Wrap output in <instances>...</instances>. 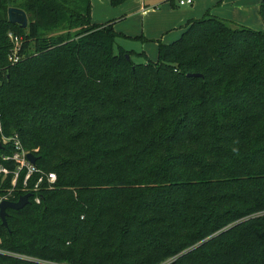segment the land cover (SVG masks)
Wrapping results in <instances>:
<instances>
[{"label":"trees","instance_id":"16d2710c","mask_svg":"<svg viewBox=\"0 0 264 264\" xmlns=\"http://www.w3.org/2000/svg\"><path fill=\"white\" fill-rule=\"evenodd\" d=\"M121 37L91 0H0L2 135L56 176H0V200L30 194L0 264H264V31L206 13L139 63Z\"/></svg>","mask_w":264,"mask_h":264},{"label":"rangeland","instance_id":"374dc122","mask_svg":"<svg viewBox=\"0 0 264 264\" xmlns=\"http://www.w3.org/2000/svg\"><path fill=\"white\" fill-rule=\"evenodd\" d=\"M140 1L126 0L121 5L112 6L110 0H91L92 22H112L114 29L124 35L116 40L117 44L135 54H145V57L133 56L136 63L145 59L156 60L159 42L171 44L176 41L186 21L201 18L206 13L254 31H264L258 12L262 0H193L192 6L185 7H178V0H145L152 7L146 9V16L140 14Z\"/></svg>","mask_w":264,"mask_h":264},{"label":"built area","instance_id":"2783aa9c","mask_svg":"<svg viewBox=\"0 0 264 264\" xmlns=\"http://www.w3.org/2000/svg\"><path fill=\"white\" fill-rule=\"evenodd\" d=\"M192 4H193V0H178L177 2V5L179 7L191 6ZM142 11L143 13L145 12L144 9H142ZM7 37L10 43L12 44V48L8 55V60L12 64H15L19 61V58H20L18 55L20 39L17 36L12 35L11 33H9ZM0 140H1L2 145L9 143L12 145L14 149L12 155L10 157H3V160L13 161L16 164L15 169L13 171H10L7 168H4L3 166L0 165V176L2 177V179H4L8 175H12V178H11V188L12 189L10 190V192H12V190L16 187L19 176L21 175L23 171H25L24 178L22 181V187L24 189L27 187L28 182L32 179L34 175H38V178L36 179L34 186H33L34 188L33 190L35 191V193L38 191L39 186L43 182H46L48 186H51L54 184V182L56 181L55 174L45 173L39 170L38 168H36L35 164H31L26 158L27 154L29 153L25 152L22 149L17 136L6 138L2 135L1 117H0ZM3 200L7 201V199L4 198V199H1L0 202ZM34 201L38 204L39 203L38 197H35Z\"/></svg>","mask_w":264,"mask_h":264},{"label":"water","instance_id":"95a60500","mask_svg":"<svg viewBox=\"0 0 264 264\" xmlns=\"http://www.w3.org/2000/svg\"><path fill=\"white\" fill-rule=\"evenodd\" d=\"M7 19L10 24L18 25L22 29H26L28 26V20L26 17V14L17 8H9L7 11ZM191 76H197V75H191ZM3 147L1 140H0V149ZM27 160L31 164H35V157L32 154H27L26 156ZM30 195H24L18 199L17 202H10L3 200L0 202V221L3 225H6V210H20L22 209L27 203Z\"/></svg>","mask_w":264,"mask_h":264},{"label":"crops","instance_id":"0c3cea01","mask_svg":"<svg viewBox=\"0 0 264 264\" xmlns=\"http://www.w3.org/2000/svg\"><path fill=\"white\" fill-rule=\"evenodd\" d=\"M193 4H194V1H193ZM192 4V5H193ZM191 5V6H192ZM178 6V5H177ZM179 7V6H178ZM183 7H185V6H183ZM149 8H152L151 6H149L146 2H145V0H142V1H140V14L142 15V16H146V15H144L145 13H143V11H142V9H144V11H146V9H149ZM139 11V10H138ZM137 11V12H138ZM214 16V15H213ZM193 19H197V18H192V19H190V20H193ZM198 19H200V18H198ZM189 21V20H188ZM188 21H186L185 23H184V25H182V26H185V24L188 22ZM116 31V30H115ZM117 32H119V33H123V32H121V31H117ZM183 32V31H182ZM126 36H130V35H126ZM170 44V43H169Z\"/></svg>","mask_w":264,"mask_h":264}]
</instances>
